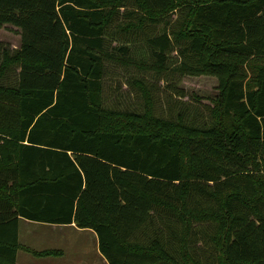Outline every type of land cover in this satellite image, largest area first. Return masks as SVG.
<instances>
[{
    "label": "trees",
    "instance_id": "trees-1",
    "mask_svg": "<svg viewBox=\"0 0 264 264\" xmlns=\"http://www.w3.org/2000/svg\"><path fill=\"white\" fill-rule=\"evenodd\" d=\"M4 24L0 264L20 219L93 231L108 264H264V0H0ZM171 51L216 78L207 121L155 116L139 81L142 112L103 107L104 60Z\"/></svg>",
    "mask_w": 264,
    "mask_h": 264
},
{
    "label": "rangeland",
    "instance_id": "rangeland-1",
    "mask_svg": "<svg viewBox=\"0 0 264 264\" xmlns=\"http://www.w3.org/2000/svg\"><path fill=\"white\" fill-rule=\"evenodd\" d=\"M20 44L19 30L10 25L0 26L1 47L10 50ZM1 54V53H0ZM154 59L152 58V61ZM179 58L171 51L166 58V69L141 70L135 66H123L104 60L102 105L121 111H143V97L136 81L141 82L149 91L153 102L154 115L173 119L179 111L185 122L201 124L208 120L209 109L218 95L217 80L212 76H182L173 68ZM255 63L246 66L250 77ZM19 241L34 249L61 248L65 250L63 262L70 264H107L98 257L96 235L89 229H78L67 225H45L38 222H22L18 227ZM24 254V253H23ZM35 262V257L25 253ZM239 264H251L242 262Z\"/></svg>",
    "mask_w": 264,
    "mask_h": 264
},
{
    "label": "crops",
    "instance_id": "crops-1",
    "mask_svg": "<svg viewBox=\"0 0 264 264\" xmlns=\"http://www.w3.org/2000/svg\"><path fill=\"white\" fill-rule=\"evenodd\" d=\"M18 47H10V49H16ZM22 222H31V221H27V220H24V219H20L19 220L18 227H19L20 223H22ZM45 225H55V224H47V223H45ZM67 226L76 227L73 223L72 224H69ZM18 242H19L21 248L16 253V262H15V264H70L69 262H63L62 263L60 261V259L64 258L65 254H66L65 253V250H63L61 248L34 249V248H32L30 246H27L24 243L20 242L19 241V236H18ZM25 248L31 249V250H34V251H37V252H40V251H48V250H50V251H57L58 254H55V255H46V256H35L31 252H29L27 249H25ZM23 253L24 254L25 253H28V254L32 255L33 257H35V259H38V260H35V262H34V261L28 259L26 256H24ZM98 257L101 260L103 259L102 261L105 260V258L101 255L100 252H98Z\"/></svg>",
    "mask_w": 264,
    "mask_h": 264
}]
</instances>
